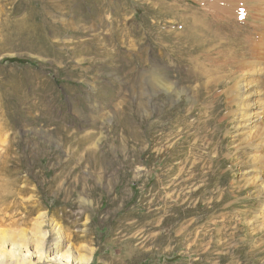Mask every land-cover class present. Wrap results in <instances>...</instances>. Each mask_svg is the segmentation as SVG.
Returning a JSON list of instances; mask_svg holds the SVG:
<instances>
[{
	"label": "rangeland",
	"instance_id": "1",
	"mask_svg": "<svg viewBox=\"0 0 264 264\" xmlns=\"http://www.w3.org/2000/svg\"><path fill=\"white\" fill-rule=\"evenodd\" d=\"M57 241L264 264V0H0V263Z\"/></svg>",
	"mask_w": 264,
	"mask_h": 264
},
{
	"label": "bare ground",
	"instance_id": "2",
	"mask_svg": "<svg viewBox=\"0 0 264 264\" xmlns=\"http://www.w3.org/2000/svg\"><path fill=\"white\" fill-rule=\"evenodd\" d=\"M9 246L17 247L15 244H10ZM63 245H61L58 241L54 243L52 246H49L47 249L42 247L35 248L33 250H29L22 254L20 251L13 250L14 255L16 256L18 262L16 264H38L42 262L50 263V264H86L84 262V258L78 257L69 253L66 256H61V249ZM3 257V256H2ZM44 257H47L44 259ZM1 261V260H0ZM9 262L8 259H3L2 263Z\"/></svg>",
	"mask_w": 264,
	"mask_h": 264
}]
</instances>
